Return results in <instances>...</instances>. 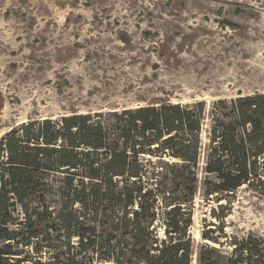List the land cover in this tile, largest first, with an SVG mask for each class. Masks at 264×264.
Segmentation results:
<instances>
[{
	"label": "trees",
	"instance_id": "obj_1",
	"mask_svg": "<svg viewBox=\"0 0 264 264\" xmlns=\"http://www.w3.org/2000/svg\"><path fill=\"white\" fill-rule=\"evenodd\" d=\"M200 183L264 196V94L31 119L0 138V264H193ZM201 240L197 264H264L261 236Z\"/></svg>",
	"mask_w": 264,
	"mask_h": 264
},
{
	"label": "rangeland",
	"instance_id": "obj_2",
	"mask_svg": "<svg viewBox=\"0 0 264 264\" xmlns=\"http://www.w3.org/2000/svg\"><path fill=\"white\" fill-rule=\"evenodd\" d=\"M256 93L264 0H0V138L31 119ZM230 201L208 202L200 183L193 264L203 232L264 238V196Z\"/></svg>",
	"mask_w": 264,
	"mask_h": 264
}]
</instances>
